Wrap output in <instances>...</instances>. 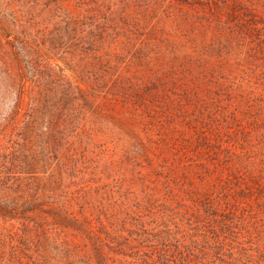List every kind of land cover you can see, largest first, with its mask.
<instances>
[{
    "label": "trees",
    "instance_id": "trees-1",
    "mask_svg": "<svg viewBox=\"0 0 264 264\" xmlns=\"http://www.w3.org/2000/svg\"><path fill=\"white\" fill-rule=\"evenodd\" d=\"M0 264H264V0H0Z\"/></svg>",
    "mask_w": 264,
    "mask_h": 264
}]
</instances>
